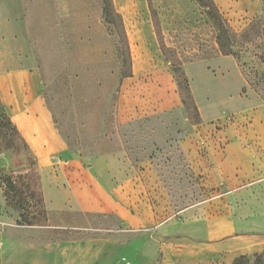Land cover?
Wrapping results in <instances>:
<instances>
[{
    "label": "crops",
    "instance_id": "1",
    "mask_svg": "<svg viewBox=\"0 0 264 264\" xmlns=\"http://www.w3.org/2000/svg\"><path fill=\"white\" fill-rule=\"evenodd\" d=\"M113 1L126 5L117 11L135 21L144 45L152 42L147 0ZM35 52L26 0H0V102L35 156L45 209L62 221L54 226L98 235L0 233V264H233L264 253V98L242 76L228 71L200 90L190 73H213L185 66L200 120L191 124L174 77L142 72L140 60L121 79L131 103L117 114L119 126L132 125L123 135L134 137L133 155L119 136L79 155L48 106ZM233 117L244 126L207 138Z\"/></svg>",
    "mask_w": 264,
    "mask_h": 264
},
{
    "label": "rangeland",
    "instance_id": "2",
    "mask_svg": "<svg viewBox=\"0 0 264 264\" xmlns=\"http://www.w3.org/2000/svg\"><path fill=\"white\" fill-rule=\"evenodd\" d=\"M104 1L26 0L31 38L42 90L69 146L79 155H86L113 147L114 138L119 136L131 157L135 140L123 133L130 134L132 125L122 128L117 120L119 110L131 103L126 83L121 80L124 46L115 32L116 23L109 26L102 20ZM216 1L230 31L240 35L257 24L260 37L251 32L250 39L236 45L235 55L223 57L217 44L220 28L208 17L209 7L202 8L195 0H152L165 44L176 50L184 69L207 66L208 73H213H190L195 85L198 79L202 80L200 90L206 79L221 78L228 71L261 87L257 74L264 75V0ZM125 8V4H117L118 11ZM145 9L152 42L146 39L144 45L136 36L135 21L124 20L132 65L145 61L148 64L142 66V72H168L175 80L173 69L160 50L147 2ZM146 78L151 77L142 76L143 82ZM259 95L264 98V92ZM7 118L0 103V233L35 241L98 235L54 226L62 221L54 220L45 209L35 156ZM238 120L233 117L214 123L207 138L217 140L226 128L243 127Z\"/></svg>",
    "mask_w": 264,
    "mask_h": 264
},
{
    "label": "trees",
    "instance_id": "3",
    "mask_svg": "<svg viewBox=\"0 0 264 264\" xmlns=\"http://www.w3.org/2000/svg\"><path fill=\"white\" fill-rule=\"evenodd\" d=\"M200 7L202 8H210V12L208 17L214 21L215 25L220 28L219 35L217 37V44L219 48V53L223 57L233 56L235 55V47L239 42L247 41L250 36V33H254L256 38L260 37V27L257 24L249 31H244L240 35L235 34L230 31L229 26L223 15L221 14L219 7L215 3L214 0H195ZM148 7L150 9V13L152 16V22L155 30V34L157 37V41L160 46V50L166 60L170 63L176 83L178 85L179 95L182 101L184 108L188 114V118L190 119L191 124H195L196 122H200L199 120V112L196 106V102L193 96V92L191 89L190 81L186 75L184 65L179 58L175 49L169 48L164 41L163 32L161 29L160 21L157 12L153 9L152 0H147ZM102 20L109 26H112L116 23L115 32L120 37V40L124 46L122 55H123V74L122 80L125 78L132 77V57L129 47V42L127 38L126 28L124 24V20L121 14L118 13L114 1L113 0H105L103 3L102 9ZM127 69V70H126ZM257 78L262 82V86H257L251 80H247V83L252 88L254 92L257 94H263L264 92V75L257 74ZM1 103V102H0ZM191 104V108L190 105ZM2 105V104H1ZM10 121L9 118H7ZM233 264H264V253L255 255L253 257H239L235 259Z\"/></svg>",
    "mask_w": 264,
    "mask_h": 264
}]
</instances>
